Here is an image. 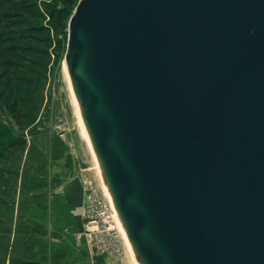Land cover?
I'll return each mask as SVG.
<instances>
[{"label": "water", "instance_id": "95a60500", "mask_svg": "<svg viewBox=\"0 0 264 264\" xmlns=\"http://www.w3.org/2000/svg\"><path fill=\"white\" fill-rule=\"evenodd\" d=\"M65 65L138 264H264V0H81Z\"/></svg>", "mask_w": 264, "mask_h": 264}, {"label": "crops", "instance_id": "0c3cea01", "mask_svg": "<svg viewBox=\"0 0 264 264\" xmlns=\"http://www.w3.org/2000/svg\"><path fill=\"white\" fill-rule=\"evenodd\" d=\"M92 164L87 156H7L0 162V241H9L0 244V264H136L127 244L116 260L92 255L82 236L81 209L97 180Z\"/></svg>", "mask_w": 264, "mask_h": 264}, {"label": "rangeland", "instance_id": "374dc122", "mask_svg": "<svg viewBox=\"0 0 264 264\" xmlns=\"http://www.w3.org/2000/svg\"><path fill=\"white\" fill-rule=\"evenodd\" d=\"M50 0L48 4L65 8L69 17L58 31L51 30L34 40H21L33 48L24 54L17 70L16 95L19 117L0 109V162L7 156H87L92 160L93 183L104 191L90 148L81 132L78 113L66 72L65 57L69 40V21L81 0ZM47 22V21H45ZM5 227L11 228V225ZM19 231H24L23 228ZM1 243L8 244L9 241ZM126 245V242L124 243ZM92 255H98L90 251ZM124 253V252H123ZM122 255L116 260H121Z\"/></svg>", "mask_w": 264, "mask_h": 264}, {"label": "trees", "instance_id": "16d2710c", "mask_svg": "<svg viewBox=\"0 0 264 264\" xmlns=\"http://www.w3.org/2000/svg\"><path fill=\"white\" fill-rule=\"evenodd\" d=\"M50 0H0V109L19 117L17 70L24 54L33 48L21 40H34L51 30L58 31L69 17V11L48 4ZM65 3L70 4L69 0ZM47 21V22H45ZM3 126L0 123V135ZM2 158V156H0Z\"/></svg>", "mask_w": 264, "mask_h": 264}, {"label": "built area", "instance_id": "2783aa9c", "mask_svg": "<svg viewBox=\"0 0 264 264\" xmlns=\"http://www.w3.org/2000/svg\"><path fill=\"white\" fill-rule=\"evenodd\" d=\"M90 183L81 209L82 236L90 251L102 256L118 257L124 252L125 239L121 222L110 199Z\"/></svg>", "mask_w": 264, "mask_h": 264}, {"label": "bare ground", "instance_id": "6f19581e", "mask_svg": "<svg viewBox=\"0 0 264 264\" xmlns=\"http://www.w3.org/2000/svg\"><path fill=\"white\" fill-rule=\"evenodd\" d=\"M66 69H67V68H66ZM66 72H67V70H66ZM67 76H68V79H69V82H70V87H71L72 94H73V98H74V102H75L74 104H75V106H76V112L78 113L77 115H78L79 123H80V126H81V132H82V134H83V136H84V138H85V140H86V142H87V144H88V146H89V148H90V152H91V154H92V156H93V159H94V161H95V163H96V166H97V169H98V171H99L100 178H101V180H102V184H103V187H104V191H105V193H106V196L110 199V201H111V203H112V200H111V198H110V196H109V193H108L107 187H106V185H105V183H104V181H103V178H102V175H101V172H100V169H99L98 162H97V160H96V158H95V155H94V153H93V150H92V147H91V144H90V140H89L88 134H87V132H86V130H85V127H84L83 121H82V119H81V115H80V111H79V106H78V103H77L76 98H75V96H74L73 89H72V86H71V81H70V78H69L68 73H67ZM112 206H113V203H112ZM121 230H122V233H123V236H124L125 242H126L127 246L129 247L130 251L132 252V250H131V248H130V246H129V243H128V241H127L125 235H124L122 225H121ZM132 255L134 256L133 252H132ZM134 259H135V263L138 264V262H137L135 256H134Z\"/></svg>", "mask_w": 264, "mask_h": 264}]
</instances>
